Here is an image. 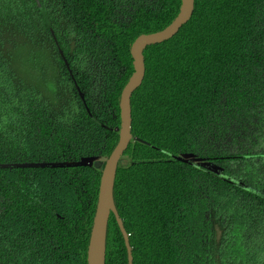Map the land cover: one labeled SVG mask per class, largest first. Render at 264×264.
<instances>
[{
	"label": "trees",
	"instance_id": "trees-1",
	"mask_svg": "<svg viewBox=\"0 0 264 264\" xmlns=\"http://www.w3.org/2000/svg\"><path fill=\"white\" fill-rule=\"evenodd\" d=\"M179 7L0 0V264H87L131 45ZM143 62L113 188L132 264H264V0H194Z\"/></svg>",
	"mask_w": 264,
	"mask_h": 264
},
{
	"label": "water",
	"instance_id": "water-1",
	"mask_svg": "<svg viewBox=\"0 0 264 264\" xmlns=\"http://www.w3.org/2000/svg\"><path fill=\"white\" fill-rule=\"evenodd\" d=\"M193 11L194 0H180L179 12L166 28L153 34L141 35L131 45L130 56L132 59L133 73L124 86L119 99L120 129L118 142L106 159L101 172L96 210L87 248V264H105L106 235L110 215L114 217L122 236L127 253V262L128 264H132L128 235L119 219L113 200V188L118 163L132 140L130 100L132 94L141 86L144 78V50L173 38L191 19ZM134 141L145 144L136 138ZM98 165V163H95V166Z\"/></svg>",
	"mask_w": 264,
	"mask_h": 264
},
{
	"label": "rangeland",
	"instance_id": "rangeland-1",
	"mask_svg": "<svg viewBox=\"0 0 264 264\" xmlns=\"http://www.w3.org/2000/svg\"><path fill=\"white\" fill-rule=\"evenodd\" d=\"M186 159H187V158H186ZM207 166L209 167V164H205V167H207Z\"/></svg>",
	"mask_w": 264,
	"mask_h": 264
}]
</instances>
